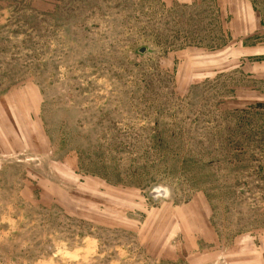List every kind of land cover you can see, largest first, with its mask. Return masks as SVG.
Here are the masks:
<instances>
[{"label":"rangeland","instance_id":"rangeland-1","mask_svg":"<svg viewBox=\"0 0 264 264\" xmlns=\"http://www.w3.org/2000/svg\"><path fill=\"white\" fill-rule=\"evenodd\" d=\"M0 264H264V0H0Z\"/></svg>","mask_w":264,"mask_h":264},{"label":"crops","instance_id":"crops-1","mask_svg":"<svg viewBox=\"0 0 264 264\" xmlns=\"http://www.w3.org/2000/svg\"><path fill=\"white\" fill-rule=\"evenodd\" d=\"M185 1H191V0H185ZM246 9H250V8H247V7H245ZM243 25V27H245V28H250L251 29V31H253V33H255L258 29H259V22H256V23H253V24H251V23H246L245 21H244V23L242 24ZM255 25H257L256 26V28H254V29H252ZM251 31H247V32H242V34H249Z\"/></svg>","mask_w":264,"mask_h":264}]
</instances>
